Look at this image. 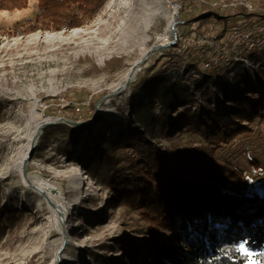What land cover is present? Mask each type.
Here are the masks:
<instances>
[{
  "label": "rangeland",
  "instance_id": "1",
  "mask_svg": "<svg viewBox=\"0 0 264 264\" xmlns=\"http://www.w3.org/2000/svg\"><path fill=\"white\" fill-rule=\"evenodd\" d=\"M141 1L110 0L90 25L60 32H19L38 15L37 0H29L24 10L0 11V204L15 210L13 225L0 235V264H99L103 257L126 264L117 248L121 243L130 247L131 264L145 262L151 246L169 255L162 264H200L201 255H190L184 226L163 232L162 242L128 229L139 212L118 208L110 187L100 178L95 185L84 166L97 158L91 157L95 144H117L130 135L136 124L132 107L142 105L147 94L135 87L140 75L150 81L162 78L151 91L155 114L165 88L177 89L175 106L195 100L194 110L205 90H211L212 100L221 99L224 84L236 90L233 78L242 69L256 76L263 63L248 56L264 60V0H161L170 24L158 18L137 43L117 45L97 36L115 14L113 5ZM182 2L191 8L181 7ZM241 4L256 16L229 19L227 34L219 38V18ZM193 7L219 18L190 21ZM102 46L107 47L97 51ZM188 107L180 106L178 112ZM225 107L220 103L219 112ZM243 124L251 131L224 145L217 157L244 175L243 181H227L230 193L261 195L264 119ZM182 140L199 142L188 134ZM158 146L169 143L160 140ZM217 223L220 229L214 227ZM263 223L251 225L256 229L251 232L215 221L206 226L209 231L195 232L215 241L240 236L253 246L254 236L264 240ZM252 259L259 264L257 254Z\"/></svg>",
  "mask_w": 264,
  "mask_h": 264
},
{
  "label": "trees",
  "instance_id": "2",
  "mask_svg": "<svg viewBox=\"0 0 264 264\" xmlns=\"http://www.w3.org/2000/svg\"><path fill=\"white\" fill-rule=\"evenodd\" d=\"M28 1L0 0V11L24 10ZM109 1L37 0L38 15L19 32H60L88 26ZM185 6L191 8L190 4L182 2L181 7ZM191 13L190 21L219 18L216 12L201 13L197 7H193ZM254 16L256 14L249 12L243 4L229 7L227 14L219 18L223 22L219 38L227 34L229 19L248 20ZM248 57L263 63L262 70L256 71V76L242 69L233 78L236 90H229L224 84L221 86V99L214 100L210 97L211 90H205L194 110L192 107L197 104L195 100L175 106L172 99L177 89L173 87L165 88L159 94L161 108L155 114L151 110L154 99L151 91H155L153 85L160 83L162 78L150 81L140 75L135 87L145 90L147 94L141 100L142 105L132 107L136 124L130 135L117 144H95L91 157L97 158L84 166L86 174L94 178L95 185L100 178L103 184L110 187L118 208L126 207L139 212L136 219L126 224L128 229L139 235L149 234L162 242L163 232L177 231L184 226L189 238L185 242L190 247V255H201L200 264H245L248 260L247 256L235 250L244 240L240 236L215 241L195 232L198 229L209 231L206 227L209 217L211 222L226 220L237 229L249 228L251 232L256 230L251 225L264 222V194L246 196L243 191L240 194L230 193L227 181H243L244 175L238 168L217 157V151L224 145L251 131L243 124L245 121L249 124L254 123L257 117L264 119V60L262 57ZM220 103L226 105L221 112ZM187 105L188 108L178 112L180 106ZM184 134L197 136L199 142L185 144L182 140ZM160 140L168 142L169 146H158ZM14 216V208L5 210L0 204V235L8 224L13 225ZM186 227L193 231H188ZM254 238L256 244L247 245L257 254L259 264H264L263 236L258 234ZM210 245L213 249L208 250ZM171 246L169 244V248ZM117 248L125 254L126 264H131L130 247L121 243ZM145 254L146 261L142 260L141 264H162L169 257L152 246ZM98 263L118 264V261L103 257Z\"/></svg>",
  "mask_w": 264,
  "mask_h": 264
},
{
  "label": "bare ground",
  "instance_id": "3",
  "mask_svg": "<svg viewBox=\"0 0 264 264\" xmlns=\"http://www.w3.org/2000/svg\"><path fill=\"white\" fill-rule=\"evenodd\" d=\"M161 5V0H142L137 5L127 2L113 5L116 9L115 14L107 19L97 36L104 37L107 41H116L117 45L129 42L135 44L144 39L158 18L163 17L170 24L169 12ZM82 45L88 48L91 44L83 43ZM105 47L107 46H102L97 51L104 50ZM131 73L132 71H129L124 79L127 80Z\"/></svg>",
  "mask_w": 264,
  "mask_h": 264
},
{
  "label": "snow or ice",
  "instance_id": "4",
  "mask_svg": "<svg viewBox=\"0 0 264 264\" xmlns=\"http://www.w3.org/2000/svg\"><path fill=\"white\" fill-rule=\"evenodd\" d=\"M245 195H246V196H249V195H251V193L249 192V193H246ZM208 219H209V223H210V226H211V217H209ZM214 227H215L216 229H220V228L222 227V225L219 224V223H217V224L214 225ZM247 243H248L247 241L242 240V241H241V242L235 247V250H236L237 252H239L241 255H243V256H247V257H248V260L245 262V264H257V262H256L255 260L252 259V257H253L254 255H256V253L250 251V250L246 247V244H247Z\"/></svg>",
  "mask_w": 264,
  "mask_h": 264
}]
</instances>
